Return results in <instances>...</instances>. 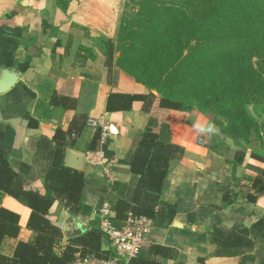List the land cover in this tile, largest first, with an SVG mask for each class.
I'll use <instances>...</instances> for the list:
<instances>
[{
    "label": "crops",
    "instance_id": "obj_1",
    "mask_svg": "<svg viewBox=\"0 0 264 264\" xmlns=\"http://www.w3.org/2000/svg\"><path fill=\"white\" fill-rule=\"evenodd\" d=\"M118 6L119 0H71L62 11L56 0H0V87L12 79L0 93V150L24 190L51 200L43 216L60 237L49 245L50 254L60 256L66 246L78 247L79 235L99 230L103 204L115 216L113 200L122 194L110 191L114 183L129 185L139 177L130 159L151 126L179 151L159 195L166 220L153 225L140 249L145 262L264 264V114L256 139L236 141L219 131L198 132L195 124L212 123L207 114L161 107L156 93L129 110L107 111L111 92H147L116 65L115 53L107 66L105 47L97 44V37L114 38L116 30L108 27L117 22L112 10ZM99 155L111 160L110 176L96 164ZM62 168L82 174L76 209L52 189L53 171ZM0 208L18 215V238L4 239L1 248L10 258L18 240L33 243L37 234L22 201L0 190ZM232 231L246 232L252 248L217 254L219 241ZM101 249L109 251L104 235Z\"/></svg>",
    "mask_w": 264,
    "mask_h": 264
},
{
    "label": "trees",
    "instance_id": "obj_2",
    "mask_svg": "<svg viewBox=\"0 0 264 264\" xmlns=\"http://www.w3.org/2000/svg\"><path fill=\"white\" fill-rule=\"evenodd\" d=\"M70 1L56 0V3L62 11H65ZM148 1L154 2V0H139V19L134 21L135 23H132L128 29L131 30L136 27L132 31L134 33L137 27L149 31L154 26L158 29L162 22L166 24L165 28L158 29L153 34L152 39L159 51L161 49L160 53L154 52L155 56L158 57L156 60L162 62L164 61L163 57L168 56L170 60L165 62H172L169 68L163 67L162 71L157 73L158 82L169 84L168 79L170 78L182 76L180 78L183 79V74L187 75L188 71L191 74L194 73L195 76L197 72L207 67L211 79H207L206 76L203 78V82L210 84L216 81V87L219 88L221 95L228 97L223 106L228 108L230 112L235 109L237 115H243L242 105L244 103L256 101L259 96L264 97V39H262L264 37V0H199L198 2L162 0L160 4L151 6L150 12L144 6L145 2ZM124 24V21H121V25ZM123 29L126 30V27H123ZM186 29L187 35L183 39L181 32ZM252 33L255 38L254 43L249 47L252 49V53L248 58L233 62V59L228 56L215 54L209 58V63L205 62L201 51L206 49V45L210 40L229 35L248 37ZM128 39L132 40L133 43L135 41V38L132 37H128ZM104 40L105 63L110 66L115 53V45L111 38ZM118 40H121L120 36ZM169 40L175 42L173 51H171L174 53H166L171 46L168 43ZM187 45L189 49L184 53L183 50ZM118 46L120 45L118 44ZM252 57L256 58V62L251 60ZM116 64L123 72L125 71L131 77L133 76V80L143 87L156 88L160 93L159 105L161 107L174 110L192 109L187 102V98H173L160 89V85H157L158 82L156 84L148 82V79L142 75L141 69L128 71L119 60ZM240 65L244 66L246 72L238 70L237 78H230L231 71L228 69L225 71L226 74H218L225 69L222 68L224 66L232 68ZM164 75L165 77H163ZM205 83H203L204 87L209 88ZM224 86L227 89H223ZM151 94L148 90L144 93L111 92L107 97L106 110L110 112L129 110L135 101L146 103ZM244 95H247V101L238 100V103L234 102V97H243ZM250 97L252 99H249ZM231 117H234V114ZM234 121L238 122L237 119ZM252 123L255 134L248 135L245 138L246 140L257 138L259 132L258 122L253 121ZM151 128L150 126L143 133L130 159L131 172L133 176L138 174L139 177L135 181V177H133V182L129 185L114 183L110 191L111 193L112 190L118 189L119 193L122 194L121 197L113 200L112 206L115 212V223L118 226L124 223L128 214L148 217L156 226H163L166 220L165 202L160 200L159 195L167 175L169 162L175 156V153L178 154L179 149L176 146L162 143L161 132H152ZM160 129L166 131L167 126L161 125ZM96 132L95 141L97 142L100 136L99 131ZM52 178L56 183L52 187L54 193L58 197H64L70 209H76V204L79 201L78 197L83 192L84 180L82 174L62 168L53 171ZM255 182L258 183V179H255ZM0 190L22 201L31 209L27 225L37 234L33 243L18 240L12 257L9 258L3 255L1 248L4 239L18 238L19 225L17 214L5 208H0V264H67V262L73 261L75 258L73 253L76 251H80L83 255L90 254L102 258H106L110 254L109 251L108 253L101 249L103 234L98 229H93L79 235L74 240L78 247L66 246L60 256L51 255L52 248L49 245L56 244L60 237L58 230L51 226L43 216L48 211L51 200L42 197L37 192L24 190L17 175L8 167L1 150ZM261 191L262 189L257 188V192ZM254 198V196H249V200H254ZM259 223H262V220L257 221L255 225ZM243 235L245 236L246 232L236 234L232 231L229 235L224 236L223 241H219L217 245L216 253L234 256L251 249V242H248ZM132 263L147 264L141 251L132 260Z\"/></svg>",
    "mask_w": 264,
    "mask_h": 264
},
{
    "label": "rangeland",
    "instance_id": "obj_3",
    "mask_svg": "<svg viewBox=\"0 0 264 264\" xmlns=\"http://www.w3.org/2000/svg\"><path fill=\"white\" fill-rule=\"evenodd\" d=\"M191 1L198 2L199 0ZM160 2H162V0H154V2L148 1L145 2L144 6L146 7V10L150 12L151 6L158 5ZM139 4V0H119V6L112 10V17L115 14L117 15V22L111 24V26L108 27V30L111 31V27L116 30L115 36L113 38L116 62L119 60L128 71H131V69H141V73L144 78H147L148 82L156 84L158 82V78L156 76L157 73L162 71L161 69L163 67L167 69L172 65V62H165L170 60L168 56H164V61L162 62H160L161 60H156L158 57L155 56L154 52L160 53L161 49L159 51L152 41L153 34L158 29L165 28L166 24L162 22V25L158 29L156 26H154L149 31L142 30V27H137V30L132 33L133 29H136V27H133L131 30L128 28L132 25V23H135L134 21L139 19ZM101 13L106 14L104 10H101ZM121 21H124L125 24L121 25ZM123 27H126V30H124ZM130 32L132 34H128ZM186 35L187 29L181 32V37L183 39L186 38ZM119 36L121 37V40H118ZM128 37L135 38L136 42L134 41L133 43V41L129 40ZM125 38L126 40H124ZM254 38L255 37L252 33L248 37L229 35L222 38L212 39L208 42V45H206V49L201 52L205 58V62L207 63L210 61L209 58L215 54H223L224 56H228L229 58L233 59V62L244 60L252 53V49L249 47L254 43ZM262 39H264V37ZM99 42L101 48L102 46L105 47V40L103 38L97 37L98 45ZM168 43L171 44V46L168 48L169 50H167L166 53H174L171 51H173L175 42L169 40ZM183 43H185V41H183ZM118 44L120 46H118ZM188 47V45L185 47L183 50L184 53L188 51ZM251 60L256 62L255 57H252ZM243 65L233 66L232 68H226L228 66H224L222 68L225 69L221 70L218 74L224 75L226 74L225 71L228 69L231 71V75L229 77L237 78L238 70L246 72ZM124 74L131 79L134 78L125 71ZM133 74L136 75L135 73ZM206 76L207 79H211V76L209 77L207 67L204 70L197 72L195 76L194 73L191 74L188 71L187 75L183 74V79L180 78L182 76L173 77L168 79L169 84L158 82L157 85H160V89L164 90L167 95H170L173 98H187V102L189 103L190 107H192V109L189 110H200L207 114L211 122L218 128V131L221 134H226L227 137L235 139L236 141H241L248 135L251 136L255 134V128L252 122H258L261 116L264 114V97L259 96L256 101L244 103L242 105V110H244L243 115H237L235 109L230 112L228 108L223 106V103L226 102L228 97L221 95L219 88L216 87V81L210 84L203 82V78ZM163 77H165V75ZM199 81L202 82L199 83ZM203 83H205L209 88H205ZM144 88L146 89L148 87ZM223 89H227V87L224 86ZM147 90L149 93H156L160 96V93L156 88H148ZM247 99V95H244L243 97H234V102L236 103L238 100L245 102ZM249 99L252 98L250 97ZM226 112L231 114L229 115ZM232 114H234V117H231ZM232 118H234V120L237 119L238 122H235L232 120Z\"/></svg>",
    "mask_w": 264,
    "mask_h": 264
},
{
    "label": "built area",
    "instance_id": "obj_4",
    "mask_svg": "<svg viewBox=\"0 0 264 264\" xmlns=\"http://www.w3.org/2000/svg\"><path fill=\"white\" fill-rule=\"evenodd\" d=\"M95 161L101 165L104 174L110 176L111 160L99 155ZM98 215L99 231L108 242L110 254L102 258L90 254L83 255L78 251L70 264H133L132 260L138 255L152 231V220L145 216L128 214L124 223L118 226L107 204H103Z\"/></svg>",
    "mask_w": 264,
    "mask_h": 264
},
{
    "label": "clouds",
    "instance_id": "obj_5",
    "mask_svg": "<svg viewBox=\"0 0 264 264\" xmlns=\"http://www.w3.org/2000/svg\"><path fill=\"white\" fill-rule=\"evenodd\" d=\"M194 127L196 128L198 132L202 134H207V135L214 134L218 131L216 126L212 123H208L207 125L195 124Z\"/></svg>",
    "mask_w": 264,
    "mask_h": 264
},
{
    "label": "water",
    "instance_id": "obj_6",
    "mask_svg": "<svg viewBox=\"0 0 264 264\" xmlns=\"http://www.w3.org/2000/svg\"><path fill=\"white\" fill-rule=\"evenodd\" d=\"M10 81H12V79H10ZM10 81H8L7 83H4V85L2 87H0V93L3 91H6L7 89H9L11 87Z\"/></svg>",
    "mask_w": 264,
    "mask_h": 264
}]
</instances>
